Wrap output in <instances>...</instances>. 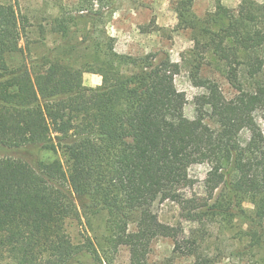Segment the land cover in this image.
<instances>
[{
  "label": "trees",
  "instance_id": "16d2710c",
  "mask_svg": "<svg viewBox=\"0 0 264 264\" xmlns=\"http://www.w3.org/2000/svg\"><path fill=\"white\" fill-rule=\"evenodd\" d=\"M194 1L181 0L180 28L193 32L201 56L214 57L237 90L226 99L217 83L192 71L194 84L205 90L196 98L194 120L186 117L188 98L175 83L181 65L165 52L119 54L107 37L105 49L96 44L77 70L62 58L35 74L26 65L11 67L28 19L14 5L0 4V261L85 264L91 256L113 264L92 242L74 243L67 221L81 212L106 215L109 251L127 247L130 264H176L175 258L150 262L158 238L175 241L174 256L219 264L182 228L163 223L153 210L157 202L177 203L186 221L204 225L209 217H247L248 201L263 224L264 133L256 113L264 112V3L242 0L230 10L218 0L215 14L202 22ZM82 8L103 15L90 5ZM71 20H58L66 38ZM81 36L80 45L93 44L91 32ZM76 71L99 75L101 86L73 87ZM245 131L250 137L244 144ZM41 149L62 151L68 168L58 159L38 160L34 150ZM199 164L210 165V176L224 184V200L209 205L185 194L189 171ZM261 233L264 227L254 235L260 247Z\"/></svg>",
  "mask_w": 264,
  "mask_h": 264
},
{
  "label": "rangeland",
  "instance_id": "374dc122",
  "mask_svg": "<svg viewBox=\"0 0 264 264\" xmlns=\"http://www.w3.org/2000/svg\"><path fill=\"white\" fill-rule=\"evenodd\" d=\"M93 4L83 3V0H0V4H12L17 11L28 19L26 36L20 43L22 51L10 59L11 67L26 65L32 73L46 69L50 62L62 58L73 66V70L87 60V55L95 51L96 44H102L105 49L107 37L114 39L112 44L119 54L133 57L145 56L149 53L165 52L174 63L181 65V72L175 78L179 91L187 95L185 107L187 118L198 117L196 98L205 90L194 84L192 71H197L199 77L218 84L224 97L232 99L237 90L225 76L221 64L210 54L201 56V47H197L194 34L189 29H181L178 10L181 0H93ZM223 7L237 10L242 0H219ZM264 3V0H255ZM218 0H195L193 12L202 22L217 11ZM92 6L93 10L103 15L91 16L88 11H82L83 6ZM72 18L69 27L71 36L66 38L58 31V20ZM91 32L93 44L88 41L81 44V33ZM72 86H84L96 89L102 84L99 75L74 72L71 78ZM256 119L264 133V112L256 113ZM206 123L213 129L218 126L210 119ZM250 134H241L242 143H247ZM41 162L60 160L68 168L66 156L62 151L54 153L49 150H34ZM31 163V160L28 159ZM211 166L199 164L190 171L191 186L185 190L189 197L194 195L203 203L212 205L218 198L224 200V184H217L214 176H210ZM218 186L216 189L215 187ZM243 208L247 217H235L228 221L217 216L207 218L205 224L186 221L177 203L172 201L157 202L153 210L159 219L168 225L180 227L186 238L197 239L200 252L215 259L219 264H264V234L261 237L263 246L257 245L255 233H260L264 227L256 222L253 205L246 201ZM262 227H260V226ZM135 226H131L134 230ZM67 231L77 245L92 242L99 250L101 257H110L113 264H130V251L121 247L111 254L105 242L106 215L96 217L80 213L78 219L67 221ZM175 241L171 238H158L151 246L149 260L151 263L163 262L175 258L176 264H194V257L174 256ZM85 264H100L91 256L83 259ZM0 264H15L6 259Z\"/></svg>",
  "mask_w": 264,
  "mask_h": 264
}]
</instances>
